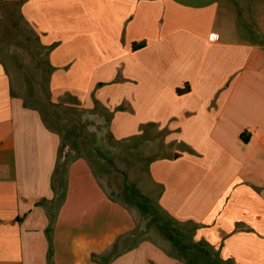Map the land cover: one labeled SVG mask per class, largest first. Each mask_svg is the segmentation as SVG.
<instances>
[{
    "label": "crops",
    "instance_id": "obj_1",
    "mask_svg": "<svg viewBox=\"0 0 264 264\" xmlns=\"http://www.w3.org/2000/svg\"><path fill=\"white\" fill-rule=\"evenodd\" d=\"M20 14L50 102L100 109L145 194L100 148L61 159L0 58V264H186L149 238L105 260L152 198L223 262L264 264V45L241 14L217 0H23Z\"/></svg>",
    "mask_w": 264,
    "mask_h": 264
},
{
    "label": "rangeland",
    "instance_id": "obj_2",
    "mask_svg": "<svg viewBox=\"0 0 264 264\" xmlns=\"http://www.w3.org/2000/svg\"><path fill=\"white\" fill-rule=\"evenodd\" d=\"M22 1L0 0V58L12 74L15 90L25 97L27 103L41 108L49 124L61 133L64 145L61 149V159L68 147L69 150H75L77 155L86 150H88L87 153H92L91 151L97 153L94 150L100 148L104 156L109 155L114 168L117 163L118 166L115 169L125 174V178L127 177L130 181V187L137 189L135 194H130L131 199L137 201L134 197L140 190L143 191L140 189L142 187L140 175L144 169L133 162L127 163L120 158L119 154L111 157L112 152L106 146L111 147L113 143L105 132L107 124L99 115L101 110L96 109L100 112L95 115L93 111L70 107L66 101L57 105L50 102L45 51L40 48L32 28L21 17ZM176 1L199 6L213 0ZM217 1L223 13L224 10H229L241 14L236 19L238 27L250 30L253 34V42L264 45V0ZM249 13L253 14L251 19L248 18ZM221 26L228 29V25ZM120 165H123L124 171ZM143 202L147 204V211L141 206ZM139 203L140 211H135V228L119 239V243L106 253L105 260L149 238L161 244L169 253L181 258L186 264H229L219 258L217 252L206 240L197 237V226L174 221L159 208L156 199L152 198L148 201L140 199Z\"/></svg>",
    "mask_w": 264,
    "mask_h": 264
},
{
    "label": "trees",
    "instance_id": "obj_3",
    "mask_svg": "<svg viewBox=\"0 0 264 264\" xmlns=\"http://www.w3.org/2000/svg\"><path fill=\"white\" fill-rule=\"evenodd\" d=\"M174 220V219H173ZM175 221V220H174ZM177 222V221H176Z\"/></svg>",
    "mask_w": 264,
    "mask_h": 264
}]
</instances>
